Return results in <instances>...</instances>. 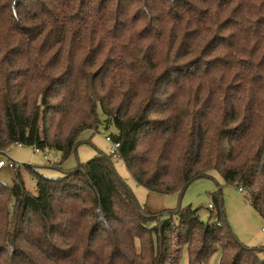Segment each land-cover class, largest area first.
Listing matches in <instances>:
<instances>
[{"label": "trees", "instance_id": "trees-1", "mask_svg": "<svg viewBox=\"0 0 264 264\" xmlns=\"http://www.w3.org/2000/svg\"><path fill=\"white\" fill-rule=\"evenodd\" d=\"M98 107L115 153L60 169ZM16 142L59 152L61 175L0 181V264H177L183 245L188 264L218 246L220 264H264L220 188L206 223L152 215L112 162L163 194L216 172L264 220V0H0V154Z\"/></svg>", "mask_w": 264, "mask_h": 264}, {"label": "rangeland", "instance_id": "rangeland-1", "mask_svg": "<svg viewBox=\"0 0 264 264\" xmlns=\"http://www.w3.org/2000/svg\"><path fill=\"white\" fill-rule=\"evenodd\" d=\"M98 116L100 123L96 131L85 130L81 133L79 139L81 143L77 146L76 151L60 164V169L69 170L77 163L85 162L94 157L97 152L109 154L111 141L106 137L115 133L113 126L104 128L102 124L103 114L98 107ZM44 155L48 160L44 159ZM0 159L7 163L9 160L14 161L17 166L22 168L23 164L33 165L37 170L48 176H59L61 173L47 167L60 161V153L54 150H44L35 153L31 146L11 145L5 152L0 154ZM113 167L121 180L129 187L132 194L137 199L139 205L152 215H162L168 210L186 209L197 210L200 219L206 223L209 221L210 193L220 188L223 200V212L225 223L229 227L233 237L243 245L248 247H264V220L256 210L252 208L245 198L244 192L237 187L225 184L218 173L211 172L210 177L198 178L190 183L183 193L179 195L174 193H157L149 191L144 187L137 185L123 161L117 156H112ZM15 170L8 165L0 167V181L6 186L13 184ZM23 178L29 189L33 188V179L27 172L23 173ZM214 218V217H213ZM212 218V220H214ZM177 222V220H175ZM264 258V252L259 254ZM222 257L221 247H217L210 253L204 261L197 264H220ZM177 264H188V249L186 245L181 248Z\"/></svg>", "mask_w": 264, "mask_h": 264}, {"label": "built area", "instance_id": "built-area-1", "mask_svg": "<svg viewBox=\"0 0 264 264\" xmlns=\"http://www.w3.org/2000/svg\"><path fill=\"white\" fill-rule=\"evenodd\" d=\"M106 140L107 141H111L110 139H109V137H106ZM111 147H110V151H109V153H111V154H114L115 153V151H116V149H117V147H118V143H114V142H112L111 141ZM15 144H17V145H21L20 143H15ZM33 148V151L35 152V153H40L41 151H40V149L39 148H37V147H32ZM44 159H46V160H48V158H47V156L46 155H44ZM8 165L9 167H12V168H15L16 166H17V164L14 162V161H12V160H9L7 163H5V161L4 160H1L0 159V167H2V166H4V165ZM262 230H264V228H262Z\"/></svg>", "mask_w": 264, "mask_h": 264}]
</instances>
